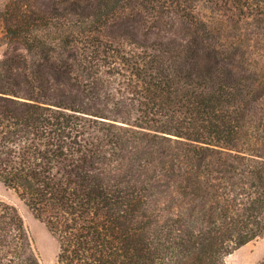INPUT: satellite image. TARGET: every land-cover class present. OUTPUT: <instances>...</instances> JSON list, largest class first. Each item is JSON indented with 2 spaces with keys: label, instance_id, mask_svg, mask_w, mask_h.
I'll return each instance as SVG.
<instances>
[{
  "label": "trees",
  "instance_id": "16d2710c",
  "mask_svg": "<svg viewBox=\"0 0 264 264\" xmlns=\"http://www.w3.org/2000/svg\"><path fill=\"white\" fill-rule=\"evenodd\" d=\"M208 1L236 21L228 38L194 0L1 8L0 183L56 240V264H225L264 237V74L246 84L232 66L237 50L264 66V0ZM143 22L181 41L139 42ZM0 264H41L5 203Z\"/></svg>",
  "mask_w": 264,
  "mask_h": 264
},
{
  "label": "rangeland",
  "instance_id": "374dc122",
  "mask_svg": "<svg viewBox=\"0 0 264 264\" xmlns=\"http://www.w3.org/2000/svg\"><path fill=\"white\" fill-rule=\"evenodd\" d=\"M8 1L9 0H0V10ZM194 1L193 13L199 19L205 22H209L213 19H218L219 22L217 24V27L220 30V36L228 38V36H230V33L232 34V31H229V33L227 32V30H224V27H226V25L229 26L230 24H234L236 21H234V23L229 22L230 20L224 17L225 15H228V13H225L224 10L221 9L219 4L216 6L214 4H211L208 0ZM124 21L125 20H123L122 17L118 21V23H124ZM166 23H168L166 25V28L169 29V25H172V22L167 21ZM173 24H176V22H174ZM151 25L152 24L150 22L144 23V26L140 27V30H137V32L135 33L136 40H138L139 42H144L143 40L147 38L146 42L147 44H150L154 41L153 34L159 33L160 36H164L165 38H173L175 41H181L176 35L166 33L163 27L159 32L155 30ZM121 27L117 28V26H115L111 31L112 36L116 40V44H118L126 51L135 50V48L130 45L131 43L127 41V37H125L124 30H122ZM223 30L225 32H223ZM2 35L3 25L0 19V37H2ZM0 49L1 53L3 54L5 51V47L3 46ZM233 52L234 51H228L227 54L230 55ZM241 53L240 50L236 51L237 57H235L232 63V66H235L236 71H233L232 66L230 65H227V67L229 68V70L233 71V75L236 78L240 75H242L243 77H247V79L244 80V83H254V77L264 74L262 59L257 54H255L253 50H241ZM0 203H5L16 209L31 238L33 239L41 264H56L58 253V245L56 240L49 233L46 226L34 216V214L26 206V204L18 197V195L13 190L6 188L2 183H0ZM263 260L264 237L258 238L233 252L225 259V264H259Z\"/></svg>",
  "mask_w": 264,
  "mask_h": 264
},
{
  "label": "crops",
  "instance_id": "0c3cea01",
  "mask_svg": "<svg viewBox=\"0 0 264 264\" xmlns=\"http://www.w3.org/2000/svg\"><path fill=\"white\" fill-rule=\"evenodd\" d=\"M2 56L1 49H0V57Z\"/></svg>",
  "mask_w": 264,
  "mask_h": 264
}]
</instances>
